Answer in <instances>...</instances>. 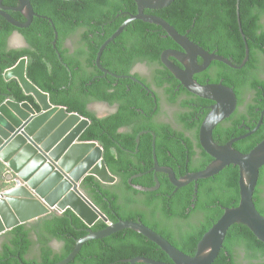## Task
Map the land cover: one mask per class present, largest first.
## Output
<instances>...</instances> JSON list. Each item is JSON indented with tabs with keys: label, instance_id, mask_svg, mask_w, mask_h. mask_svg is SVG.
<instances>
[{
	"label": "flooded vegetation",
	"instance_id": "af4514ba",
	"mask_svg": "<svg viewBox=\"0 0 264 264\" xmlns=\"http://www.w3.org/2000/svg\"><path fill=\"white\" fill-rule=\"evenodd\" d=\"M18 5L19 1L5 6L14 8ZM147 10L146 14L159 16ZM34 11L36 15L27 27L17 28L9 23L14 29L7 37V50L29 47L27 34L34 31L32 25L35 18L46 16L35 9ZM6 12L18 22L27 21L25 14L20 11L9 9ZM198 16L200 19L199 13ZM261 21L264 28V16ZM126 28L104 49L100 66L97 65L95 58L89 62L86 70L82 71L80 67H76L75 72H72L60 52V57L58 56L62 65L70 71V77L74 81L70 86L73 89L80 91L82 81L89 80L80 95L87 100L86 106L90 111L101 118L123 111L122 119L126 122L118 130L125 136L116 143L120 148V155L128 160V167H121L118 170L121 175L113 174L116 180L107 184L119 195L121 215L114 212L118 220L110 221L109 218L107 222L98 220L94 225L100 221L107 226L119 220L139 221L162 235L179 250L194 255L207 222L214 219L213 216L218 210L226 207L210 200V195L217 185L212 180L198 179L188 181L184 185L178 184L190 175L205 169L213 161V157L201 145L200 130L215 102L192 93L167 65L166 62L186 70L189 65L188 52L162 27L147 29L146 36L141 34L142 37L160 36V42L154 45L139 40L140 35L133 33L135 29L131 32ZM83 32L82 28L75 29L64 38L62 47L70 61L78 59L85 64L88 62L87 55L90 54L94 42L88 45L81 41ZM190 33L191 29H186L185 35L192 40ZM14 39H18V45L13 43ZM197 44L209 53L222 56L233 65L239 66L233 62L232 57L219 53L215 45L209 44L206 47ZM182 54H185V58ZM196 61L198 65L204 63L201 56H197ZM225 66L240 70L213 59L205 69L195 72L192 78L201 85L221 83L234 90L237 97L236 108L215 127L213 138L220 145L239 138L233 143V147L243 152L247 147V140L260 133L264 127V55L259 54L255 65L252 66L251 74H228ZM256 81L259 83L257 88H254L253 84ZM259 123L260 126L255 130ZM218 174L211 178H216ZM260 179L256 189L264 194V180L260 182ZM38 220L26 223L30 229V238L33 240L26 259L41 258L42 235L37 233ZM9 237L6 233L0 235V249ZM57 243L60 244L59 247ZM139 243L140 248H136L137 254L124 259V263L131 264L136 258L172 263L167 253L157 244L153 247L147 240ZM48 245L55 252L63 248V243L56 238H51ZM18 257L11 254L2 264H12L14 261L20 263ZM242 257L244 258L243 254H238V264ZM244 261L248 264L245 258ZM135 264L150 263L140 260Z\"/></svg>",
	"mask_w": 264,
	"mask_h": 264
},
{
	"label": "trees",
	"instance_id": "16d2710c",
	"mask_svg": "<svg viewBox=\"0 0 264 264\" xmlns=\"http://www.w3.org/2000/svg\"><path fill=\"white\" fill-rule=\"evenodd\" d=\"M17 2L18 0H4L3 4L11 5ZM31 2L37 12L48 16L54 23L58 33L57 48L64 61L68 62L72 72H75L76 67H80L82 71L86 70V66L90 65L89 62L96 58L99 46L104 40L130 14L137 12L134 0H31ZM237 3V0H175L166 8L148 9L147 12L161 16L183 34L186 29H191L192 40L206 47L209 44L215 45L219 53L232 57L233 62L238 65L246 56V44H248L250 53L245 66L240 70L228 66L225 68L228 74H251L252 66L255 65L259 54L264 55V28L261 21L264 16V0H240L239 7ZM194 19H196L195 22ZM32 26L34 31L27 34L28 48L7 50L6 40L14 27L0 17V70L4 71L12 67L19 58L26 56L28 78L49 94L53 105L65 106L69 112H77L90 120L80 139L97 141L103 147V157L110 172L121 175L118 170L121 167H128V160L120 155V148L116 143L125 136L118 131L120 126L126 124L121 115L123 111L103 118L90 111L86 106L87 100L80 95L89 80L82 81L83 86L80 91L70 86V83L74 82L70 77V71L59 61L52 44L55 31L51 22L38 17L35 18ZM156 27H158L156 24L134 20L126 30L132 32V29H135L133 33L140 35L139 40L146 41L148 45H154L160 42V36H145L148 33L147 29ZM77 28L84 30L81 41L88 45L94 42L90 54L87 55L88 62L85 64L78 59L70 61L62 47L64 38ZM141 34L145 36L142 37ZM258 83L259 81H256L253 87L257 88ZM4 94L20 102L28 101L37 109L39 108L34 97L25 94L18 81L15 79L7 81L0 76V103L5 98ZM263 139L264 127L260 133L247 140V147L243 149V152H249ZM237 147L240 148L239 145ZM261 173L260 182H263L264 167ZM207 179L217 183L210 195V200L219 202L225 207L238 205L240 201L238 166L231 164L225 167L216 178ZM81 189L110 221L118 220L114 212L121 215L119 195L111 186L102 183L93 175H87L81 183ZM254 203L258 211L264 215V194L257 189L254 193ZM223 212L224 209L218 210V213L213 216L214 219L207 222L204 233L222 216ZM38 221V231H36L42 235L40 236L41 258L26 259L33 240L30 238V229L25 223L6 232L10 237L0 249V264L11 254L19 256L26 264L56 263L69 255L77 239L87 234V225L70 209L60 215L39 218ZM105 227L107 224L100 221L92 228L98 231ZM51 238H56L63 243L61 251L55 252L48 245ZM144 240L153 247L157 246L142 234L131 229H124L111 236L86 242L76 258L69 264H126L123 260L134 257L137 254L136 248H140L139 241ZM240 253L248 264H264V243L247 226L236 223L229 228L224 245L212 264H238L237 259ZM12 264L20 263L14 261Z\"/></svg>",
	"mask_w": 264,
	"mask_h": 264
},
{
	"label": "water",
	"instance_id": "95a60500",
	"mask_svg": "<svg viewBox=\"0 0 264 264\" xmlns=\"http://www.w3.org/2000/svg\"><path fill=\"white\" fill-rule=\"evenodd\" d=\"M3 1L0 0V16L17 28L30 25L36 15L31 0H18L19 5L14 8L6 7ZM134 1L137 13L131 14L101 45L96 56L97 65L100 66V58L107 45L134 20L162 27L177 44L186 49L189 60L186 70L166 63L192 93L215 102L200 130L201 145L213 157V161L205 169L190 175L178 185H184L191 180L207 179L233 164L239 167L240 201L235 207L224 208L222 216L198 242L194 255L179 250L162 235L139 221L119 220L102 230L93 231L91 227L98 220L107 222L108 217L83 192L81 183L87 175L95 176L104 184L114 182L116 177L105 163L103 147L97 141L80 139L90 120L77 112H69L65 106L53 105L49 94L28 78V59L20 58L14 66L4 71L0 70V76L7 81L11 79L18 81L23 92L32 95L39 108L28 101H17L8 94H4L5 98L0 103V163L8 170L10 183L8 188L0 191V235L20 224L30 223L48 215H60L67 209L72 210L87 225V234L76 240L68 256L53 264H69L86 242L105 238L124 229L142 234L157 244L172 260V263H164L136 258L131 264L140 260L150 264H212L224 245L229 228L236 223L247 226L264 243V215L258 211L254 203L260 170L264 166V139L247 153L233 147V143L239 138L224 145L216 143L213 131L235 110L236 94L232 88L221 83L201 85L192 78L195 72L205 69L213 59L232 67H243L249 60L248 44L243 62L235 66L228 59L206 51L187 35L181 34L164 18L145 13L146 9L166 8L175 0ZM237 1L239 7L240 0ZM9 9L24 13L27 21L21 23L15 20L6 12ZM39 17L51 22L55 31L52 44L60 57L56 47L58 33L54 23L46 16ZM182 56L185 58V54ZM197 56L204 59L202 65H198ZM18 259L21 264H25L20 257Z\"/></svg>",
	"mask_w": 264,
	"mask_h": 264
},
{
	"label": "crops",
	"instance_id": "0c3cea01",
	"mask_svg": "<svg viewBox=\"0 0 264 264\" xmlns=\"http://www.w3.org/2000/svg\"><path fill=\"white\" fill-rule=\"evenodd\" d=\"M8 170L5 168V165H3L2 163H0V183L2 184H5V187L1 190H4L5 188H8L6 187L7 184L8 186H10V183L8 182ZM0 190V191H1Z\"/></svg>",
	"mask_w": 264,
	"mask_h": 264
},
{
	"label": "rangeland",
	"instance_id": "374dc122",
	"mask_svg": "<svg viewBox=\"0 0 264 264\" xmlns=\"http://www.w3.org/2000/svg\"><path fill=\"white\" fill-rule=\"evenodd\" d=\"M13 43H14L15 45H18V43H19V42H18V39H17V40L14 39V40H13ZM99 114H101V112H99ZM4 187H5V184L0 183V190L3 189ZM6 187H8V184H7ZM5 189H6V188H5ZM1 191H2V190H1ZM59 245H60V244L57 243V246H58V247H59ZM239 263H240V264H247V263L244 261V258H243V257L239 259Z\"/></svg>",
	"mask_w": 264,
	"mask_h": 264
}]
</instances>
